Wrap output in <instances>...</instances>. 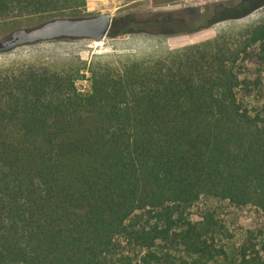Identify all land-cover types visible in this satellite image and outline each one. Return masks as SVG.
<instances>
[{
  "label": "trees",
  "instance_id": "obj_1",
  "mask_svg": "<svg viewBox=\"0 0 264 264\" xmlns=\"http://www.w3.org/2000/svg\"><path fill=\"white\" fill-rule=\"evenodd\" d=\"M87 3L0 0V20ZM263 6L246 0L217 21ZM263 68L264 22L238 43L94 74L87 93L58 74L0 83V264H224L210 204L264 211V107L246 98ZM233 264H264V234Z\"/></svg>",
  "mask_w": 264,
  "mask_h": 264
},
{
  "label": "rangeland",
  "instance_id": "obj_2",
  "mask_svg": "<svg viewBox=\"0 0 264 264\" xmlns=\"http://www.w3.org/2000/svg\"><path fill=\"white\" fill-rule=\"evenodd\" d=\"M243 1L246 0H88L80 11L0 20L2 42L18 29H33L55 19L89 18L106 13L114 16L107 36L100 42L54 40L0 54V83L20 82L31 74H58L66 82L72 80L79 92L87 93L94 74H115L129 65L152 64L171 51L216 38L238 43L264 22V6L243 18L217 20L222 10L237 7ZM189 30L192 33H187ZM261 70L263 88L246 97L256 102L252 105L256 109L264 107V68ZM258 71L253 69L252 76L260 75ZM239 93L241 97L247 94ZM207 206L205 202L200 204L188 216L201 220ZM210 207L225 223L220 241L228 256L224 264H233L248 236L264 234V211L255 206L239 208L228 202L213 203Z\"/></svg>",
  "mask_w": 264,
  "mask_h": 264
},
{
  "label": "water",
  "instance_id": "obj_3",
  "mask_svg": "<svg viewBox=\"0 0 264 264\" xmlns=\"http://www.w3.org/2000/svg\"><path fill=\"white\" fill-rule=\"evenodd\" d=\"M114 16L102 14L95 17L70 19L61 18L44 23L33 29H18L0 42V54L18 47L63 39H89L102 41L108 34Z\"/></svg>",
  "mask_w": 264,
  "mask_h": 264
}]
</instances>
